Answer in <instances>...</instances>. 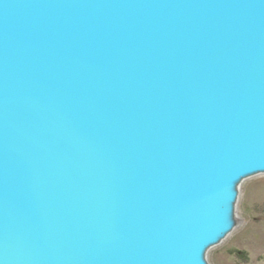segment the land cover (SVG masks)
I'll list each match as a JSON object with an SVG mask.
<instances>
[{
	"label": "water",
	"instance_id": "1",
	"mask_svg": "<svg viewBox=\"0 0 264 264\" xmlns=\"http://www.w3.org/2000/svg\"><path fill=\"white\" fill-rule=\"evenodd\" d=\"M264 174V0H0V264H210Z\"/></svg>",
	"mask_w": 264,
	"mask_h": 264
},
{
	"label": "rangeland",
	"instance_id": "2",
	"mask_svg": "<svg viewBox=\"0 0 264 264\" xmlns=\"http://www.w3.org/2000/svg\"><path fill=\"white\" fill-rule=\"evenodd\" d=\"M237 213V227L208 252L210 264H264V174L242 184Z\"/></svg>",
	"mask_w": 264,
	"mask_h": 264
}]
</instances>
